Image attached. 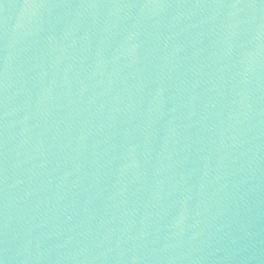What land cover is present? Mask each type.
Returning <instances> with one entry per match:
<instances>
[{"label": "water", "instance_id": "95a60500", "mask_svg": "<svg viewBox=\"0 0 264 264\" xmlns=\"http://www.w3.org/2000/svg\"><path fill=\"white\" fill-rule=\"evenodd\" d=\"M0 264H264V0H0Z\"/></svg>", "mask_w": 264, "mask_h": 264}]
</instances>
